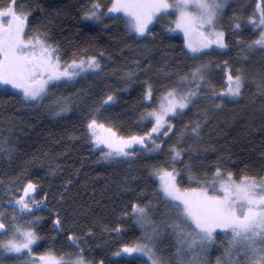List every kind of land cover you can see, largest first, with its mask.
<instances>
[{
	"label": "trees",
	"instance_id": "1",
	"mask_svg": "<svg viewBox=\"0 0 264 264\" xmlns=\"http://www.w3.org/2000/svg\"><path fill=\"white\" fill-rule=\"evenodd\" d=\"M101 2L107 5L110 0ZM19 3L29 6L33 27L44 25L47 28L64 60H71L74 53L81 54V50L86 49L89 55L98 56L102 68V71L83 74L73 82L60 83L50 97L38 105L24 103L15 92L0 93V137H7L14 145L11 156L0 153V213L4 214V222L9 226V215H15L20 221L32 218L21 217L19 212L14 214L8 206V201L15 199L9 192L22 182L25 170L29 178L40 183L41 191L36 198L48 193V207L33 210V216L42 217L35 225L40 240L33 247L34 256L51 250L67 258V254L83 248L85 258L95 264L101 260L105 264H126V261L144 264L143 258L113 256L121 244L133 243L141 237L133 219L121 216V212L126 205L130 212L134 201H151L154 218L158 222L163 219L158 214L165 211V204L163 197L156 195L158 184L151 175V168L170 163L171 144L184 150L182 161L176 164L181 171L190 159L194 172L210 171L219 158L237 179L245 174L264 177V93L259 87L264 77V51H242L246 44H237L233 35L235 13L243 19L239 34L244 41L258 36L248 23V17L256 13V0L228 1L219 24L227 34L229 47L222 51L207 50L208 54L195 60L185 49L182 37L166 31L168 23L155 24L154 35L141 38L128 33L122 22L83 19V11L90 7L92 0H19ZM225 61L233 71L244 69L243 95L235 102L225 100L221 108H216L204 96L198 98L182 116L174 118V131L163 138V151L140 153L137 149L136 158L105 162L101 152L91 146L85 135L86 114L109 92L117 96V102L104 112L105 122L115 126L121 135L140 134L151 127L145 122L147 128H142L138 119L145 107L150 106L143 99L145 81L153 85L158 97L166 87L176 83L178 76L198 63L209 62V79L219 93L226 84ZM128 70L135 73L131 81L125 75ZM202 92L207 93V89L202 88ZM61 96L71 98V110L55 115L49 105ZM196 122L201 123L199 138L190 132L181 138V130ZM201 161L205 168L199 167ZM56 165H59L57 172L49 174V167ZM67 179L73 183L65 194L67 202H61ZM182 185L196 186L189 183L186 173L182 174ZM56 210L67 214L63 232L53 225ZM117 224L123 225L119 235L111 231ZM72 231L81 238L79 248L69 246L68 234ZM223 243L225 239L219 233L215 244L205 254L208 264H214L222 255ZM173 249L171 237L164 235L160 251L175 264ZM15 260L0 255V264H19Z\"/></svg>",
	"mask_w": 264,
	"mask_h": 264
},
{
	"label": "snow or ice",
	"instance_id": "2",
	"mask_svg": "<svg viewBox=\"0 0 264 264\" xmlns=\"http://www.w3.org/2000/svg\"><path fill=\"white\" fill-rule=\"evenodd\" d=\"M226 3L227 0H110L105 5L101 0H92L90 7L83 11V19L99 23L105 20L122 22L128 33L146 38L154 35L152 27L155 24L165 17H175V27L169 26L168 31L183 32L184 43L195 60L208 54L205 50L229 47L227 34L219 24ZM256 8L258 14L254 12L250 15L248 23L255 28L258 36L247 42L239 34L243 19L233 14L236 21L233 35L237 44H246L242 49L244 52L264 51V0H257ZM31 15L29 6L21 5L19 0H0V93L9 95V89H15V95L22 97L24 103L38 105L48 99L60 83L73 82L91 70L102 71L98 56L89 55L86 49L81 50V54L74 53L71 60H64L61 49L52 41L47 28L44 25H31ZM224 66L227 70V87L219 93L209 79V62L198 63L189 72L178 76L176 83L166 87L158 97L153 85L145 81L143 99L150 106L145 107L138 119L142 128H147V124H151V127L140 134L121 135L115 126L105 122L104 112L117 102V96L109 92L86 114L84 128L88 141L109 162L136 158V146H140V153L163 151V138L174 131V118L182 116L198 98L204 96L216 108H221L225 100L235 102L243 95L246 81L244 69L233 71L227 61ZM125 75L131 81L135 73L128 70ZM259 87L264 93V77ZM202 88H206L207 93L202 92ZM71 105L70 97H56L51 101L49 110L59 115L70 111ZM200 131L201 123L196 122L185 126L180 137L190 132L199 138ZM13 151L14 145L9 139L0 137V153L11 156ZM183 151L177 144L169 145L170 163L153 165L151 168V175L159 180L156 195L164 198L163 219L158 222L154 218L151 201L132 202L130 212L126 205L121 216L133 219L141 229V237L133 243L121 244L113 256L126 254L134 260L146 257L144 264H173L172 259L160 251L164 235L170 229L175 236V255L179 264H208L203 254L215 244L220 230L230 239L222 255L217 257L216 264H264V177L245 174L237 179L236 174L226 170L225 163L219 158L210 171L194 172L191 159L181 171L176 164L182 161ZM199 167L205 168L206 165L201 161ZM58 169L59 165L50 166L49 174H55ZM183 173L187 174L189 183L196 186L184 187ZM72 183L71 179L64 181L61 202H67L65 194ZM40 191V183L29 178L25 170L22 182L9 192V195H15V199H10L8 206L14 214L19 212L21 217L31 216L32 219L16 222L17 217L13 215L14 223L9 231L4 214L0 213V253L35 255L33 246L40 240L35 225L42 217L33 216V210L48 207L47 192L40 199L36 198ZM66 219L67 214L55 211L53 225L57 231H64ZM111 231L119 235L123 225L117 224ZM68 240L70 247L79 248L82 243L75 231L69 232ZM67 256L69 258L65 259V256L50 250L40 254L39 261L33 260L31 264H95L85 258L83 248ZM99 264L105 262L101 260Z\"/></svg>",
	"mask_w": 264,
	"mask_h": 264
},
{
	"label": "rangeland",
	"instance_id": "3",
	"mask_svg": "<svg viewBox=\"0 0 264 264\" xmlns=\"http://www.w3.org/2000/svg\"><path fill=\"white\" fill-rule=\"evenodd\" d=\"M228 1H231V0H227V3H228ZM257 1V0H256ZM226 3V4H227ZM226 6V5H225ZM256 13L258 14V9L256 8ZM174 19H175V17H172L171 19H169L168 17H165L160 23H168L171 27H175V25H174V23H173V21H174ZM89 21H91V20H89ZM91 22H95V21H91ZM159 23V24H160ZM158 24V23H157ZM169 28V27H168ZM167 32H169L168 31V29L166 30ZM172 33H176V34H179L181 37H182V39H183V42H184V35H183V32L181 31V30H176V31H173ZM184 46H185V49L187 50V52L188 53H190V51L187 49V47H186V45H185V43H184ZM213 47H215V46H213ZM223 49H217V51H222ZM205 51H207V50H205ZM191 54V53H190ZM91 71H96V70H91ZM90 71V72H91ZM83 75V74H82ZM81 75V76H82ZM80 77V76H79ZM78 78V77H77ZM227 87V79H226V84H225V88ZM9 91H11V92H16L17 90H15V89H9ZM137 147V149H139V147L140 146H136ZM149 147H151V144H149ZM103 159V158H102ZM104 160V159H103ZM105 161V160H104ZM105 162H109V161H105ZM155 177V176H154ZM155 179H156V182H157V184L159 185V180H158V178L157 177H155ZM162 196V195H161ZM163 197V196H162ZM164 199V198H163ZM164 213V212H163ZM12 215H9L8 216V218H10L11 220H10V223H9V231H11V229H12V227H13V220H12ZM158 217L159 218H163V216H162V214L161 213H159L158 214ZM29 219H32V218H28V219H24V220H22V221H20V219H18L16 222H23V221H26V220H29ZM138 226V225H137ZM138 228H139V226H138ZM140 229V228H139ZM140 231H141V229H140ZM218 232L222 235V238H224L225 239V242L226 243H223V246H225L226 244H227V241L230 239V236H225L224 234H223V232L222 231H220V230H218ZM165 235H169L170 237H171V241H172V243H173V245H174V249H173V255H174V257L176 258V255H175V245H176V240H175V236L171 233V230L169 229L168 230V232H166L165 233ZM34 247V246H33ZM208 250H210V248L208 249ZM206 254V253H205ZM205 254H203V256L205 257ZM0 255H3V256H11V257H14L16 260H18V262L17 263H19V264H31V261H33V260H35V261H39V256H28V255H18V254H16V253H7V252H3V253H0ZM123 256H125V257H127L126 256V254H122ZM141 258H143L144 260H146L147 258L146 257H141ZM241 258H243L242 256H241ZM65 259H68V257L66 258L65 257ZM185 259H187V257H185ZM15 260V261H16ZM177 261V260H176ZM175 261V264H179V262L177 261L176 262ZM214 264H216V262L214 263Z\"/></svg>",
	"mask_w": 264,
	"mask_h": 264
},
{
	"label": "water",
	"instance_id": "4",
	"mask_svg": "<svg viewBox=\"0 0 264 264\" xmlns=\"http://www.w3.org/2000/svg\"><path fill=\"white\" fill-rule=\"evenodd\" d=\"M0 231H2V230H0Z\"/></svg>",
	"mask_w": 264,
	"mask_h": 264
}]
</instances>
